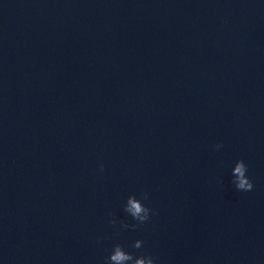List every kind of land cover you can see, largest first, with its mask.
Masks as SVG:
<instances>
[{
	"label": "water",
	"instance_id": "water-1",
	"mask_svg": "<svg viewBox=\"0 0 264 264\" xmlns=\"http://www.w3.org/2000/svg\"><path fill=\"white\" fill-rule=\"evenodd\" d=\"M117 243L264 264V0H0V264Z\"/></svg>",
	"mask_w": 264,
	"mask_h": 264
},
{
	"label": "clouds",
	"instance_id": "clouds-1",
	"mask_svg": "<svg viewBox=\"0 0 264 264\" xmlns=\"http://www.w3.org/2000/svg\"><path fill=\"white\" fill-rule=\"evenodd\" d=\"M215 147L219 149L223 147V145L218 144ZM100 171L103 172V166H101ZM246 172V164L242 160L237 161L231 173L233 177L231 183L235 186L237 191L248 192L253 188V184L247 178ZM141 198L147 200L148 194L143 193ZM123 211L130 216L135 223L129 225L121 222L120 227L122 229H128L131 227L132 230H136L140 225L149 222L151 215L155 214L135 196H129L127 198ZM109 215H111V213ZM108 223L111 226L116 224V221L113 219L109 220ZM143 243V241L137 240L131 245V247L134 250H140L143 247ZM104 264H155V258L143 254L137 256L134 252H126L124 251L123 246L117 243L113 245L110 254L104 260Z\"/></svg>",
	"mask_w": 264,
	"mask_h": 264
}]
</instances>
